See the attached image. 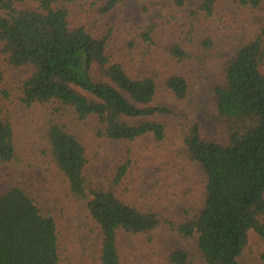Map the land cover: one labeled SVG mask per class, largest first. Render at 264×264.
I'll list each match as a JSON object with an SVG mask.
<instances>
[{
	"label": "trees",
	"instance_id": "1",
	"mask_svg": "<svg viewBox=\"0 0 264 264\" xmlns=\"http://www.w3.org/2000/svg\"><path fill=\"white\" fill-rule=\"evenodd\" d=\"M30 0H1L0 42L7 62L14 68L34 67L24 82L21 100L27 106L54 105L50 114L46 155L56 164L68 185L70 196L86 202L102 232L100 264H123L120 233L147 236L151 242L161 227L184 239L197 241V250L175 248L170 264H245L251 232L264 243V16L253 19L258 33L234 49L224 64L222 81L212 89V103L220 122L212 135L194 122L185 127L188 159L201 166L207 177L206 202L197 214L187 209L184 221L165 219L155 210L129 205L117 195V187L132 166L121 163L107 189H98L87 175L88 150L78 135L60 121L67 108L77 122L97 117V139L134 142L151 135L166 139L167 127L153 120L172 110L156 103L160 75L133 76L122 64H112L107 38H96L84 27L71 29L68 11L54 9L57 0H41V10L17 5ZM74 2L77 0H63ZM161 1V0H155ZM222 0H203L188 13L187 50L170 46L180 64L194 56L219 54L211 38L201 39L199 27L215 16ZM240 8L257 10L264 0H233ZM121 0H107L101 13L108 14ZM179 9L187 0H174ZM163 25V24H162ZM160 20L137 30L145 45L156 46ZM165 87L179 102L191 93L188 80L172 75ZM17 160L14 128L9 114L0 107V161ZM61 232L55 217L44 212L23 188L0 196V264H62ZM264 262V254L261 255ZM76 264H93V255H82Z\"/></svg>",
	"mask_w": 264,
	"mask_h": 264
},
{
	"label": "rangeland",
	"instance_id": "2",
	"mask_svg": "<svg viewBox=\"0 0 264 264\" xmlns=\"http://www.w3.org/2000/svg\"><path fill=\"white\" fill-rule=\"evenodd\" d=\"M1 1V0H0ZM107 0H57L54 9L65 8L71 29L86 28L96 38H107V51L112 64H122L135 77L160 75L156 103L172 110L153 120L167 127L166 139L158 142L151 135L134 142L97 139L93 129L97 117L77 122L74 110L67 108L60 121L75 133L88 150L90 165L87 175L98 189H107L113 182L117 167L126 160L132 166L117 187L118 197L142 210H155L165 219L184 221L187 209L200 212L206 202L207 177L201 166L188 159L185 127L199 123L207 135H212L220 122L212 103V89L223 77V68L236 46L252 39L259 30L254 17L264 16L260 9L240 8L233 0H222L215 16L199 27L201 39L211 38L220 47L219 54L194 56L178 63L170 54L174 43L186 44L188 13L203 0H187L182 10L174 0H121L110 13H101ZM41 10V0H30L16 6ZM6 12L0 11V15ZM160 20L156 46L149 48L137 36L142 30ZM0 42V107L9 114L14 128L17 160L4 165L0 161V196L12 188L28 192L41 209L52 214L59 224L62 244V264H76L84 254L93 255V264H100L102 232L91 215L86 202L70 196L68 185L54 161L46 155L50 114L54 105L27 106L21 100L24 82L34 73L32 66L14 68L7 62ZM264 72V68H263ZM182 75L191 88L186 102H179L165 87L167 77ZM264 222V217L262 218ZM197 250V241L184 239L166 226L147 236L120 233L119 250L123 264H170L169 256L175 248ZM264 243L251 232L245 252V264H264ZM199 263L205 264L202 257Z\"/></svg>",
	"mask_w": 264,
	"mask_h": 264
}]
</instances>
